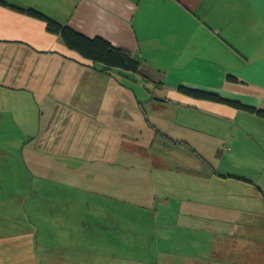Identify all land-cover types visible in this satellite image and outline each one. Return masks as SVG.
Instances as JSON below:
<instances>
[{
    "label": "rangeland",
    "instance_id": "1",
    "mask_svg": "<svg viewBox=\"0 0 264 264\" xmlns=\"http://www.w3.org/2000/svg\"><path fill=\"white\" fill-rule=\"evenodd\" d=\"M75 60L84 63L82 69L73 70L69 60L57 63L40 77L44 85L30 86L28 100L19 98L21 93L15 90L2 91L0 264H60L65 260L64 244L58 237L62 225L67 236H76L75 261L86 257V262L111 258L132 262L139 252L142 257L154 255L152 248L162 227L171 234L177 229L172 220L176 210L193 204L196 208L204 191L205 197L209 194L191 173L196 180L193 185L190 178L175 171L177 160L192 163L188 144L212 163H217L218 148H232V155L237 148L243 152L244 162L234 171L251 172L250 157H245L254 154L251 142L248 146L238 140L232 146L231 140H218L229 126L213 119L220 110L202 108V100L168 86L160 90V76L155 74L146 81L136 73L118 68L104 72L101 63ZM179 101L184 105L179 107ZM206 132L213 135L199 142ZM177 137L186 144L169 142ZM163 162L169 170L160 172ZM168 176L180 182L176 184ZM56 183L61 198H49ZM211 190V197L233 198V192L225 195L223 188L212 186ZM247 194L244 188V196ZM164 195L171 198L164 200ZM63 218L67 220L60 222ZM197 223L202 227V222ZM178 225H189L188 219L179 216ZM201 234H187L182 242L161 238L162 250L169 247L180 254L160 259L176 264H218L211 253L202 255L208 238ZM53 241H58L54 248L43 247ZM68 243L73 244V239Z\"/></svg>",
    "mask_w": 264,
    "mask_h": 264
},
{
    "label": "crops",
    "instance_id": "2",
    "mask_svg": "<svg viewBox=\"0 0 264 264\" xmlns=\"http://www.w3.org/2000/svg\"><path fill=\"white\" fill-rule=\"evenodd\" d=\"M27 10L69 25L85 36H100L129 51L146 77L160 76V90L167 86L177 90L183 86L212 92L246 106L264 108V0H0V100L3 89L15 90L21 93L19 98L28 100L33 90L30 86L33 83L39 87L44 85L40 77L49 74V68L59 62L69 60L73 70L83 68L84 63L75 60L83 59L68 50L58 35L46 30L43 20L27 14ZM156 67L160 71H156ZM85 72L89 70H82V74ZM6 96L13 97L12 94ZM202 101V108L220 110L219 117L213 119L229 125L224 133L216 135L218 140H231L232 146L238 140L248 146L252 143L254 154L245 156L250 157L251 172L250 169L245 174L234 171L244 162L241 159L244 154L237 148L234 155L230 152L232 148H218L217 163H212L199 150L187 148L192 157L191 165L177 160L175 171L190 178L192 185L196 181L193 177L199 179L209 194L205 197L204 191L203 201H197L196 208L193 204L176 210L172 220L177 229L171 234L162 227L163 232L152 248L154 255L142 257L139 252L137 257H132L135 260L132 262L113 258L86 262V257L75 261L73 253L79 247L76 236H67L62 225L58 237L60 244H64L61 248L65 250V260L60 264H176L160 259L180 254L169 247L162 250L161 238H177L182 242L191 233H202L203 238H208L201 253H211L218 264H264V118L225 103ZM178 105L184 102L179 101ZM194 110L197 109L192 108ZM212 135V132L204 133L199 142ZM173 140L169 142L185 144ZM136 146L144 148L137 143ZM233 160L236 163L231 165ZM165 165L163 162L158 167L160 172L169 170ZM202 168L204 170H200ZM168 179L173 180L171 176ZM212 186L217 190L223 188L225 195L233 192V198L222 199L221 194L211 197ZM244 188L249 192L245 196ZM164 196V200L171 198ZM185 200L191 202L189 197ZM214 210L218 213L212 212ZM178 215L188 219L189 225H178ZM197 222H202V227ZM71 238L73 244L68 243ZM120 241L123 242L122 237ZM47 246L56 245H43ZM115 252L124 256L122 251Z\"/></svg>",
    "mask_w": 264,
    "mask_h": 264
},
{
    "label": "trees",
    "instance_id": "3",
    "mask_svg": "<svg viewBox=\"0 0 264 264\" xmlns=\"http://www.w3.org/2000/svg\"><path fill=\"white\" fill-rule=\"evenodd\" d=\"M1 4L5 5L4 2H1ZM26 13L43 20L45 22L46 30L50 33L58 35L62 43L66 46V48L68 50L73 51L75 54L79 55V57H81L83 61H87L89 64L101 63L103 65L102 70L104 72L108 71L110 68H118L131 73L139 74L146 81L150 79L148 76L146 77L140 71V64L138 60L135 59L129 51L112 45L108 40L100 36H94V37L85 36L84 34L74 30L69 25L59 24L51 20L50 18H47L33 10H27ZM228 78L235 80V78H233L232 76H228ZM177 91L181 92L183 95L198 100H208V101L225 103L236 109H242L264 118V108H254V107L246 106L239 102L226 100L212 92L187 88L183 86H179L177 88ZM173 142L186 144V142L182 140H173ZM188 148L191 149L192 151H195V149L189 145ZM198 156L203 163L208 164V162H206L200 155ZM57 187H58V183L55 184L51 192L48 194L49 198L50 197L58 198V196H60L59 192L57 191ZM59 221L61 222L62 220L59 219ZM53 244H57V243L53 241Z\"/></svg>",
    "mask_w": 264,
    "mask_h": 264
}]
</instances>
